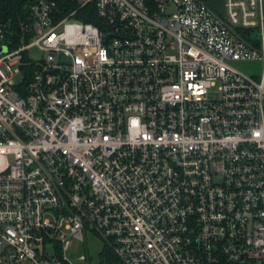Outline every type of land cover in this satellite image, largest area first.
Wrapping results in <instances>:
<instances>
[{
  "label": "built area",
  "instance_id": "2783aa9c",
  "mask_svg": "<svg viewBox=\"0 0 264 264\" xmlns=\"http://www.w3.org/2000/svg\"><path fill=\"white\" fill-rule=\"evenodd\" d=\"M74 1L0 0V264H264V0Z\"/></svg>",
  "mask_w": 264,
  "mask_h": 264
},
{
  "label": "rangeland",
  "instance_id": "374dc122",
  "mask_svg": "<svg viewBox=\"0 0 264 264\" xmlns=\"http://www.w3.org/2000/svg\"><path fill=\"white\" fill-rule=\"evenodd\" d=\"M220 14L225 11L224 0H207ZM32 59L39 61L41 53L37 49L29 52ZM236 68L244 71L255 79H260L264 74V66L261 61H242L235 64ZM73 246L67 251L66 257L74 264H99L100 254L105 248V242L95 233L87 234L84 240H73Z\"/></svg>",
  "mask_w": 264,
  "mask_h": 264
},
{
  "label": "trees",
  "instance_id": "16d2710c",
  "mask_svg": "<svg viewBox=\"0 0 264 264\" xmlns=\"http://www.w3.org/2000/svg\"><path fill=\"white\" fill-rule=\"evenodd\" d=\"M59 5L62 8V12L63 14H68L71 10H73L74 8H76L77 4L74 0H56ZM207 2V4H209L211 7L212 5L209 3V1L205 0ZM24 2H22V0H2V8L4 10V17L5 20L6 18H9L10 16H12L16 21L17 19V13L19 12V10L24 9ZM213 8V7H212ZM214 9V8H213ZM78 18L82 19L83 21H92V18L89 17H81L78 16ZM106 257H108V259L115 261V257L112 255L110 249H108L106 251Z\"/></svg>",
  "mask_w": 264,
  "mask_h": 264
}]
</instances>
